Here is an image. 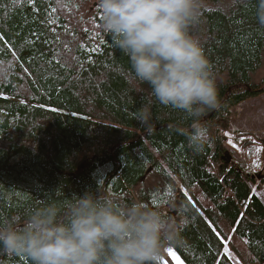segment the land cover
I'll return each instance as SVG.
<instances>
[{
  "label": "trees",
  "instance_id": "trees-1",
  "mask_svg": "<svg viewBox=\"0 0 264 264\" xmlns=\"http://www.w3.org/2000/svg\"><path fill=\"white\" fill-rule=\"evenodd\" d=\"M200 3L191 31L219 104L203 116L208 141L194 151L192 121L137 80L102 30L99 0H0V225L22 227L47 204L97 191L172 221L168 207L178 205L180 243L160 255L168 264L175 263L167 249L184 264H264V200L256 193L264 177L223 160L228 149L235 153L229 113L264 94L260 0ZM149 99L153 127L146 129L131 113ZM250 134L240 138L243 151L264 152V139ZM0 264L30 259L0 250Z\"/></svg>",
  "mask_w": 264,
  "mask_h": 264
},
{
  "label": "clouds",
  "instance_id": "clouds-1",
  "mask_svg": "<svg viewBox=\"0 0 264 264\" xmlns=\"http://www.w3.org/2000/svg\"><path fill=\"white\" fill-rule=\"evenodd\" d=\"M102 30L128 56L131 69L159 104L192 121L189 146L208 141L203 116L218 107L211 65L191 29L200 20V0H99ZM257 19L264 26V0ZM152 125V100L131 113ZM174 221L140 203L120 204L91 191L64 204H47L0 225V250L25 255L30 264H155L165 246H178Z\"/></svg>",
  "mask_w": 264,
  "mask_h": 264
},
{
  "label": "rangeland",
  "instance_id": "rangeland-1",
  "mask_svg": "<svg viewBox=\"0 0 264 264\" xmlns=\"http://www.w3.org/2000/svg\"><path fill=\"white\" fill-rule=\"evenodd\" d=\"M228 118L230 121L227 136L229 139L228 147L235 149V153L230 154L228 149L223 155V160L229 162L233 158L235 162L239 161L245 165L246 173L256 179H261L264 177V152L259 146L250 148L246 153L243 151L240 138L251 132L250 135L260 136L264 139V94L241 103L231 110ZM235 138H239V140ZM239 156L243 162L240 161ZM256 193L264 200V187ZM168 209L169 213L176 214L172 216L174 220L178 219L177 208L171 206ZM167 253L175 264H184L172 250L167 249ZM158 259L162 264H168L162 256H159Z\"/></svg>",
  "mask_w": 264,
  "mask_h": 264
},
{
  "label": "water",
  "instance_id": "water-1",
  "mask_svg": "<svg viewBox=\"0 0 264 264\" xmlns=\"http://www.w3.org/2000/svg\"><path fill=\"white\" fill-rule=\"evenodd\" d=\"M174 207L177 208L178 205H174ZM170 215H171V216H175L176 214H175V213H170ZM174 221H175L176 224L179 223V219H175Z\"/></svg>",
  "mask_w": 264,
  "mask_h": 264
},
{
  "label": "snow or ice",
  "instance_id": "snow-or-ice-1",
  "mask_svg": "<svg viewBox=\"0 0 264 264\" xmlns=\"http://www.w3.org/2000/svg\"><path fill=\"white\" fill-rule=\"evenodd\" d=\"M227 135V134H226Z\"/></svg>",
  "mask_w": 264,
  "mask_h": 264
}]
</instances>
